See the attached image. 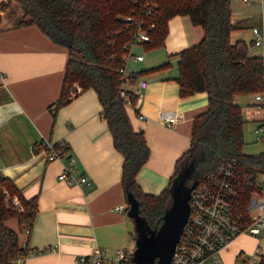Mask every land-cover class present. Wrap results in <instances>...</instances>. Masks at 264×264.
Here are the masks:
<instances>
[{
	"label": "crops",
	"instance_id": "0c3cea01",
	"mask_svg": "<svg viewBox=\"0 0 264 264\" xmlns=\"http://www.w3.org/2000/svg\"><path fill=\"white\" fill-rule=\"evenodd\" d=\"M258 7L231 0V21L237 25L230 33L232 44L241 40L250 45L251 28L260 23ZM21 21L20 5L0 0V176L10 179L25 199L36 197L37 212L30 231L20 228L15 218L3 224L26 248L22 264H76L77 257L95 248L107 258L119 249L131 253L133 222L120 183L123 157L114 148L97 94L75 86V96L56 110L66 48ZM202 37L200 26L175 16L168 21L163 45L146 55L135 49L144 50L142 45H134V54L143 58L125 66L128 75H136L128 89L146 82L134 107L126 108L133 130L143 134L150 151L136 175L144 194L158 196L168 187L178 159L190 146L193 119L207 110V93L180 96L175 81L177 54ZM163 115L180 118L165 125ZM42 141L64 143L63 157L48 161ZM69 158L75 160L73 175L85 176L91 189L58 180ZM238 237L228 246L234 249L231 259L242 250L235 249Z\"/></svg>",
	"mask_w": 264,
	"mask_h": 264
},
{
	"label": "trees",
	"instance_id": "16d2710c",
	"mask_svg": "<svg viewBox=\"0 0 264 264\" xmlns=\"http://www.w3.org/2000/svg\"><path fill=\"white\" fill-rule=\"evenodd\" d=\"M13 1L21 7V25H35L52 42L66 48L68 57L55 109L75 96V86L80 92L90 88L96 92L114 148L123 157L120 183L124 194L132 196L139 214L151 228L160 225L171 204L172 180L190 161L194 163L196 182L221 159L236 161L242 171L263 161L242 152L244 121L241 107L233 99L258 90L264 75V57L250 55L249 44L244 41L230 42V33L237 28L231 21V0ZM126 16L154 25L147 32L149 41L140 44L145 51L163 45L168 21L175 16L188 17L203 31L199 43L177 54L175 81L180 96L207 93L208 107L193 119L190 146L178 159L170 184L158 196L144 194L137 185L136 175L150 151L143 134L133 130L119 93L123 81L118 70L123 67L122 57L134 32L133 26L124 21ZM135 79L136 75H128L127 85L133 86ZM126 95L134 107L137 95L128 89ZM13 197L19 207L13 205ZM36 212V197L25 199L10 179L0 176V264H14L27 254L18 243L17 234L3 222L15 218L20 228L30 231ZM258 264H264V246Z\"/></svg>",
	"mask_w": 264,
	"mask_h": 264
},
{
	"label": "built area",
	"instance_id": "2783aa9c",
	"mask_svg": "<svg viewBox=\"0 0 264 264\" xmlns=\"http://www.w3.org/2000/svg\"><path fill=\"white\" fill-rule=\"evenodd\" d=\"M259 1L260 23L251 28L249 50L252 53L249 54L264 57L262 0H242L244 4ZM124 21L127 26L134 28L132 41L122 57L123 67L118 70L123 81L119 93L124 98L125 108H129L131 105L126 95L128 74L125 66L130 61L142 60V55H135L132 48L149 41L147 32L154 25H146L142 18L132 16L124 17ZM144 88L146 82L139 81L136 87L128 90L138 95ZM249 95L250 101L241 109L242 119L254 124L252 132L255 139L264 144V75L258 90ZM179 118L180 116L163 115L160 120L165 125H170ZM40 148L46 153L48 161L60 159L65 153L62 142L56 145L42 141ZM257 156L263 161L245 171L238 169L236 161L221 159L196 182L188 200V216L169 264H222L220 253L226 251L236 237L246 232L251 237L255 236V245L250 252L237 251L230 264H258L264 246V151ZM74 171L75 160L69 158L67 166L58 175V180L67 185H84L91 189L92 183L85 176L75 177ZM12 203L19 207L16 197L12 198ZM21 247L25 249L24 245ZM131 257L132 253L119 249L113 257L107 258L100 249L95 248L92 253L77 257L76 264H127ZM25 259L26 256H21L14 264H22Z\"/></svg>",
	"mask_w": 264,
	"mask_h": 264
},
{
	"label": "water",
	"instance_id": "95a60500",
	"mask_svg": "<svg viewBox=\"0 0 264 264\" xmlns=\"http://www.w3.org/2000/svg\"><path fill=\"white\" fill-rule=\"evenodd\" d=\"M194 171V163L190 161L183 166L170 186L171 204L164 211L162 221L156 228H151L139 214L138 206L132 196H126L127 216L134 226V248L131 262L133 264H169L176 241L184 226L188 212L190 192L196 185L193 181L190 186L185 182Z\"/></svg>",
	"mask_w": 264,
	"mask_h": 264
},
{
	"label": "rangeland",
	"instance_id": "374dc122",
	"mask_svg": "<svg viewBox=\"0 0 264 264\" xmlns=\"http://www.w3.org/2000/svg\"><path fill=\"white\" fill-rule=\"evenodd\" d=\"M236 3H238V2H236ZM236 3H235V5H236ZM259 3H260V1L257 2V4H259ZM262 5H263V9H264V0H262ZM258 8H259V12H260V7H258ZM231 17H232V15H231ZM135 49L136 50L140 49V51H142L145 55L148 52V51L142 50L140 47H136ZM150 51H152V50H150ZM249 53H252V51L249 50ZM250 98H251L250 95H238V96L234 97L233 101H234V103L238 104L242 109L250 101ZM253 128H254L253 123L244 121V124H243L244 144L242 147V152L246 155L257 156L264 151V144L259 142V141H256L255 135L252 132ZM132 232H133V235L135 236L133 224H132ZM238 238H239V240H237L235 242V243H237V247L235 249H242V250L244 249L246 252H250L252 250L253 245H254L255 236L251 237L250 233L246 232L245 234L240 235ZM133 248H134V238H133V244L129 249V251L131 253L133 251ZM233 250L234 249H228L225 252L220 253L219 257H220L222 264H230V262L232 260L231 254H232Z\"/></svg>",
	"mask_w": 264,
	"mask_h": 264
},
{
	"label": "flooded vegetation",
	"instance_id": "af4514ba",
	"mask_svg": "<svg viewBox=\"0 0 264 264\" xmlns=\"http://www.w3.org/2000/svg\"><path fill=\"white\" fill-rule=\"evenodd\" d=\"M192 182H193V173L190 176V178L186 180L185 185L186 186H190Z\"/></svg>",
	"mask_w": 264,
	"mask_h": 264
}]
</instances>
